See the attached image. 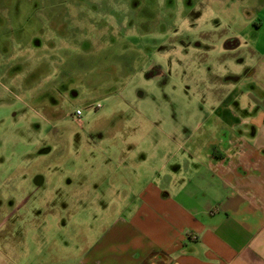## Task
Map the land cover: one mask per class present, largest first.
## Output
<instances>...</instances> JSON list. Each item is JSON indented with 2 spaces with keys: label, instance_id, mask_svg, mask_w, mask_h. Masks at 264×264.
Segmentation results:
<instances>
[{
  "label": "rangeland",
  "instance_id": "rangeland-1",
  "mask_svg": "<svg viewBox=\"0 0 264 264\" xmlns=\"http://www.w3.org/2000/svg\"><path fill=\"white\" fill-rule=\"evenodd\" d=\"M235 1L0 0V264H73L121 207L115 149L213 119Z\"/></svg>",
  "mask_w": 264,
  "mask_h": 264
},
{
  "label": "crops",
  "instance_id": "crops-1",
  "mask_svg": "<svg viewBox=\"0 0 264 264\" xmlns=\"http://www.w3.org/2000/svg\"><path fill=\"white\" fill-rule=\"evenodd\" d=\"M233 5L251 27L224 40L213 119L115 149L108 189L121 207L73 264H264V0Z\"/></svg>",
  "mask_w": 264,
  "mask_h": 264
},
{
  "label": "built area",
  "instance_id": "built-area-1",
  "mask_svg": "<svg viewBox=\"0 0 264 264\" xmlns=\"http://www.w3.org/2000/svg\"><path fill=\"white\" fill-rule=\"evenodd\" d=\"M97 106H99V105H97ZM74 116L76 117V118H80V116H81V114H82V110L80 109V108H78V109H75V111H74Z\"/></svg>",
  "mask_w": 264,
  "mask_h": 264
},
{
  "label": "water",
  "instance_id": "water-1",
  "mask_svg": "<svg viewBox=\"0 0 264 264\" xmlns=\"http://www.w3.org/2000/svg\"><path fill=\"white\" fill-rule=\"evenodd\" d=\"M49 151V148H44L41 150L42 153H47ZM41 181V178L37 177L36 178V182H40Z\"/></svg>",
  "mask_w": 264,
  "mask_h": 264
}]
</instances>
